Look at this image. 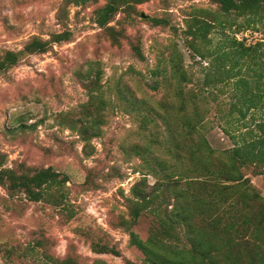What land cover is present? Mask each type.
<instances>
[{
  "label": "rangeland",
  "instance_id": "374dc122",
  "mask_svg": "<svg viewBox=\"0 0 264 264\" xmlns=\"http://www.w3.org/2000/svg\"><path fill=\"white\" fill-rule=\"evenodd\" d=\"M103 2L68 6L61 25L55 17L60 0H0V50L19 49L31 36L45 39L63 28L72 33L69 41L25 56L0 76V155L7 167L51 166L68 175V201L75 210L74 217L65 220L58 207L28 201L21 194L8 196L0 187V264H26L40 251L57 258L72 256L78 264L98 260L140 264L143 254L129 244L120 219L127 218L124 198L145 166L131 148L149 146L147 157L169 158L164 154L166 131L161 130L157 115L163 103L171 101L173 110L178 103L171 57L179 60L190 77L185 84L208 95L206 105L199 98L192 102L207 108L200 128L216 152L232 146L231 135L236 138L252 128L253 118L264 117L263 106L253 118L248 113L236 123L228 115L227 88L200 86L207 59L191 50L184 31L191 14H201L200 9L215 13V4L208 0L143 2L136 6L132 20L124 19L122 13L114 16L111 24L124 31L120 45L115 46L93 21V9ZM144 15L163 18L166 24L151 25ZM255 27L253 31L225 24L213 28L208 36L215 44L223 33L231 35L238 28L235 36L245 43L264 41V20ZM132 45L138 46L142 58L133 54ZM210 90L213 93L207 94ZM124 97L143 100L151 109L148 116L161 127V144L150 146L148 130L140 128L138 115ZM89 98L99 105L104 122L100 134L84 142L63 118H78L81 105ZM171 119L178 122V116ZM244 173L264 197V174H252L249 169ZM146 178L149 184L154 182L151 174ZM151 225V215L144 212L130 229L145 239ZM92 243L114 246L119 254L96 253Z\"/></svg>",
  "mask_w": 264,
  "mask_h": 264
},
{
  "label": "trees",
  "instance_id": "16d2710c",
  "mask_svg": "<svg viewBox=\"0 0 264 264\" xmlns=\"http://www.w3.org/2000/svg\"><path fill=\"white\" fill-rule=\"evenodd\" d=\"M96 1L60 0L55 13L58 24L65 23L68 6ZM146 1L104 0L93 9V21L112 45L119 46L124 31L111 24L114 16L122 13L124 19L132 20L137 15L136 6ZM208 1L216 5L215 13L200 9L197 12L201 14L190 15L184 31L186 43L200 59H207L200 86L226 87L228 115L238 123L248 113L253 118L254 112L264 106V41L245 43L235 36L238 28L231 35L223 33L215 44L208 35L213 28H223L225 24L229 28L236 24L256 31L255 25L263 24L264 0ZM144 19L151 25L166 24L163 18L144 15ZM71 35L68 28H63L45 39L31 36L19 49L0 50V76L25 56L44 53L53 43L69 41ZM131 50L137 58H142L137 45H132ZM170 61L178 103L174 110L171 101L160 106L157 118L162 129L148 116L151 109L146 108L143 100L124 97L128 107L138 115L140 128L148 130L150 146L161 144L159 130L166 131L164 154L169 156L147 157L149 146L131 148L145 166L140 179L130 187L129 196L124 198L127 218H121L120 222L128 232V242L143 254L140 264H264V197L244 176L246 169L252 174H264V117L253 118L252 128L237 135L239 138L231 135L232 146L216 152L200 128L207 108L192 102L199 98L206 105L208 95L201 88L196 92L188 87L185 82L191 79L179 60L171 57ZM90 98L81 105L78 118L68 115L63 118L84 142L98 136L104 122L99 105H94ZM175 116H178L176 123L171 119ZM247 126L242 123V127ZM147 173L154 177L152 184L147 182ZM67 182L68 175L51 166L7 167L0 155V187L6 194H21L28 201L58 207L65 220L75 215L68 201ZM144 212L151 215L152 225L147 237L141 239L130 228ZM91 248L96 253L119 254L118 249L107 244L92 243ZM26 264L78 262L72 256L57 258L40 251L30 256ZM94 264L107 263L98 260Z\"/></svg>",
  "mask_w": 264,
  "mask_h": 264
},
{
  "label": "water",
  "instance_id": "95a60500",
  "mask_svg": "<svg viewBox=\"0 0 264 264\" xmlns=\"http://www.w3.org/2000/svg\"><path fill=\"white\" fill-rule=\"evenodd\" d=\"M141 15H143V14H141Z\"/></svg>",
  "mask_w": 264,
  "mask_h": 264
}]
</instances>
